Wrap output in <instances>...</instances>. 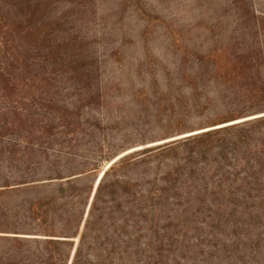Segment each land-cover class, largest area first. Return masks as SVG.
<instances>
[{
  "label": "trees",
  "instance_id": "obj_1",
  "mask_svg": "<svg viewBox=\"0 0 264 264\" xmlns=\"http://www.w3.org/2000/svg\"><path fill=\"white\" fill-rule=\"evenodd\" d=\"M49 3L0 0V264H179L187 252L215 264L220 251L222 264H264V114L195 133L182 163L164 161L166 145L110 162L116 150L90 116L106 83L61 52L70 36L51 35L64 17ZM234 16L220 43L188 52L189 77L215 80L222 99L212 125L264 111V14L242 4ZM186 204L214 222L234 216L229 237L159 233Z\"/></svg>",
  "mask_w": 264,
  "mask_h": 264
},
{
  "label": "rangeland",
  "instance_id": "obj_2",
  "mask_svg": "<svg viewBox=\"0 0 264 264\" xmlns=\"http://www.w3.org/2000/svg\"><path fill=\"white\" fill-rule=\"evenodd\" d=\"M48 1L50 14L64 17L49 28L51 35L59 32L70 36L60 42L61 52L89 66H99V75L106 83L105 98L93 107L90 116L99 118L104 127L97 139L104 136L105 143L116 150L110 162L145 147L166 145L161 150L164 161L182 163L194 150L196 143L191 137L195 133L264 114L251 113L212 125L214 115L221 113L222 99L216 93L215 80L189 77V61L194 55L188 53L194 46L218 44L226 37L235 25V6L243 4V9L264 14V0H237L235 5L234 0ZM64 68L58 62L57 69ZM109 161L101 164L97 176ZM182 208L186 212L171 208L172 213L177 209V217L170 218V225L159 233L187 238L189 244L195 237L205 236L220 243L231 234L234 216L227 214L214 222L207 209L196 213L188 204ZM200 256L204 255L187 252V263L176 261L192 264ZM214 257L215 264H222L223 251ZM247 260L232 257L230 262L248 264Z\"/></svg>",
  "mask_w": 264,
  "mask_h": 264
},
{
  "label": "water",
  "instance_id": "obj_3",
  "mask_svg": "<svg viewBox=\"0 0 264 264\" xmlns=\"http://www.w3.org/2000/svg\"><path fill=\"white\" fill-rule=\"evenodd\" d=\"M101 175H102V172L97 176V178H96V180H95V182H94V186H93V190H92V193H91L90 200H91V198H92V196H93V193H94L95 188H96V186H97V184H98V182H99V180H100ZM90 200H89V202H90Z\"/></svg>",
  "mask_w": 264,
  "mask_h": 264
}]
</instances>
